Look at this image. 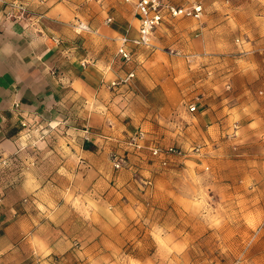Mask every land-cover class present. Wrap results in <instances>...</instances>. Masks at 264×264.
<instances>
[{"label":"rangeland","instance_id":"rangeland-1","mask_svg":"<svg viewBox=\"0 0 264 264\" xmlns=\"http://www.w3.org/2000/svg\"><path fill=\"white\" fill-rule=\"evenodd\" d=\"M73 1L76 36L65 40L86 63L110 64L97 107L107 126L126 129L103 138L114 143L98 147L95 184L78 171L84 126L74 110L28 119L2 178L30 184L33 172L40 187L21 197L27 218L8 230L0 255L14 257L0 264H264V0H169L200 1L203 13L165 19L129 63L116 50L126 28L136 33L135 0ZM129 68L128 83L108 86ZM139 129L145 145H177L179 155L162 164L132 148Z\"/></svg>","mask_w":264,"mask_h":264},{"label":"crops","instance_id":"crops-1","mask_svg":"<svg viewBox=\"0 0 264 264\" xmlns=\"http://www.w3.org/2000/svg\"><path fill=\"white\" fill-rule=\"evenodd\" d=\"M5 1L0 0V196H3L0 201V227L3 229L0 251L5 249L2 241L8 230L18 229L21 221L27 218L23 212H17L21 197L36 193L40 187L39 175L33 172L30 184L22 174L20 178H2L5 165L16 159L22 149L24 128L21 121L61 116L69 120L74 110L84 126L80 129L81 135L84 137L86 127L89 137H84L82 142L81 154L85 157L81 158L78 171L83 181L94 179L95 184L103 178L102 159L97 154L99 148L114 143L103 138L119 140L122 130L126 129L119 121H115V128L107 126L105 115L97 107V101H103L108 93L101 82L107 81L113 73L110 64L86 63L82 55L77 54V45L65 40L76 36L70 21L78 14L74 8L78 3L29 0L23 14L13 8L10 16L7 14L10 7ZM111 29H106V34H112ZM119 75L121 73L113 78ZM64 164L67 172L66 162ZM14 178L17 179L14 181ZM92 188L97 189L96 186ZM13 215L14 220L5 222ZM11 257L14 256L0 255V261Z\"/></svg>","mask_w":264,"mask_h":264},{"label":"built area","instance_id":"built-area-1","mask_svg":"<svg viewBox=\"0 0 264 264\" xmlns=\"http://www.w3.org/2000/svg\"><path fill=\"white\" fill-rule=\"evenodd\" d=\"M28 0H12L8 3L10 9L7 14L12 16V9L16 8L20 14L25 12ZM41 1V0H36ZM203 13V5L200 1H195L189 5L176 4L169 0H135L134 1V15L138 21L136 33H129V28L119 35V44L117 46V54L122 58L123 62L129 63L133 60L135 47L151 48L153 43L151 37L154 29L160 25L165 19L181 16L200 17ZM135 75L134 68H129L123 74L111 79L108 83L109 87H116L117 85L128 83ZM190 111L196 109L194 102L188 105ZM30 124L28 119L21 121L22 126ZM84 137L89 138L87 135L88 129H84ZM144 132L142 129L135 131L130 135L128 144L132 148H140L146 146L148 152L152 157L159 158L162 164H166L172 155H179V146L168 145L160 146L157 144L145 145ZM125 158L122 155L113 154V165L120 168L125 164Z\"/></svg>","mask_w":264,"mask_h":264}]
</instances>
